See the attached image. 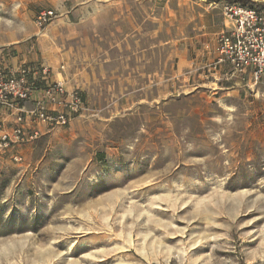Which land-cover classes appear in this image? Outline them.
<instances>
[{"label":"rangeland","instance_id":"374dc122","mask_svg":"<svg viewBox=\"0 0 264 264\" xmlns=\"http://www.w3.org/2000/svg\"><path fill=\"white\" fill-rule=\"evenodd\" d=\"M218 2L38 3L84 109L0 158V264H264V85L172 78ZM18 9L0 0V41Z\"/></svg>","mask_w":264,"mask_h":264},{"label":"built area","instance_id":"2783aa9c","mask_svg":"<svg viewBox=\"0 0 264 264\" xmlns=\"http://www.w3.org/2000/svg\"><path fill=\"white\" fill-rule=\"evenodd\" d=\"M223 14L228 27L218 36L219 57L215 65L229 63L238 71H250L256 83L263 81L264 6L233 0L223 6ZM56 17L55 10H43L36 16L35 24L43 28ZM12 55L13 50L7 49L0 59V110L14 115L13 124L0 116V157L49 131L69 126L74 115L84 109L78 89L68 90L65 85L64 63L54 76L51 67L42 62H8ZM13 158L22 159L19 154Z\"/></svg>","mask_w":264,"mask_h":264},{"label":"crops","instance_id":"0c3cea01","mask_svg":"<svg viewBox=\"0 0 264 264\" xmlns=\"http://www.w3.org/2000/svg\"><path fill=\"white\" fill-rule=\"evenodd\" d=\"M12 1L15 2L17 6H21L22 9L15 10L16 16H19V19L15 22V26L9 25L4 28V30L16 32L18 34L10 35L9 37L6 36L0 41V59L2 58V52L4 50L11 49L13 50V55L8 59V62L14 64L42 62L49 65L53 70V75L56 76L58 68L60 64H62L60 55L58 59L59 65L55 66L57 57L55 55H49L48 46L46 45L48 39H45L44 36L47 28L41 30L37 28L34 22V19L40 12L37 10L40 8L38 7V3L46 4L54 0H11V2ZM220 1L221 2H218V4L222 12L220 14L223 16L221 15L222 17L218 20V23L211 24L213 25L211 26L213 29L198 32L191 37H185L183 41L177 44L178 47H175V70L172 78L173 80H184L190 83L201 82L204 85L211 83L213 84V90L220 89L228 92L235 90L243 92L250 90L260 91L264 85V80L256 83L250 71H238L229 63L215 65L219 57L218 36L228 27V22L225 20L223 14V6L228 1L233 0ZM50 41L52 43V39H50ZM57 78H59L58 75ZM64 79L68 90L75 89L74 84L69 82L67 69ZM76 88H80V85L78 84ZM30 105V103L27 104V106ZM0 116L4 117L9 124H13L14 115L12 113L2 109L0 110ZM32 143L33 141L27 145ZM15 153L22 154V150H17ZM13 154L14 152L11 151L10 153L2 155L0 158H13Z\"/></svg>","mask_w":264,"mask_h":264},{"label":"trees","instance_id":"16d2710c","mask_svg":"<svg viewBox=\"0 0 264 264\" xmlns=\"http://www.w3.org/2000/svg\"><path fill=\"white\" fill-rule=\"evenodd\" d=\"M241 2L245 5H249V6H257L258 3H256L255 1L252 0H241Z\"/></svg>","mask_w":264,"mask_h":264}]
</instances>
